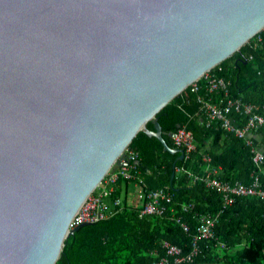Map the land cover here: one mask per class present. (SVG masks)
I'll return each instance as SVG.
<instances>
[{"label": "water", "instance_id": "water-1", "mask_svg": "<svg viewBox=\"0 0 264 264\" xmlns=\"http://www.w3.org/2000/svg\"><path fill=\"white\" fill-rule=\"evenodd\" d=\"M263 29L264 0H0V264H56L140 131L183 160L157 114Z\"/></svg>", "mask_w": 264, "mask_h": 264}, {"label": "trees", "instance_id": "trees-1", "mask_svg": "<svg viewBox=\"0 0 264 264\" xmlns=\"http://www.w3.org/2000/svg\"><path fill=\"white\" fill-rule=\"evenodd\" d=\"M258 35L262 41L256 48L253 47L255 36L213 71L232 81L233 97L262 104L264 29ZM200 82L203 85L204 81ZM157 118L169 146L174 148L171 132L186 126L193 133L198 148V152L193 153L190 159L180 160V153L165 150L158 138L144 131H140L130 144L140 153L139 167L147 184L151 188L170 187L177 213H181L180 203L184 202L195 203L197 212L201 213H216L221 207L222 198L217 191L202 181H194L184 172H177V168L198 171L202 164L199 152L212 156V164L220 167L221 178L250 182L254 170L250 147L243 139L216 124L207 127L205 116L200 112L197 94L191 92L190 87L168 103L157 114ZM234 118L239 124L243 122L238 115ZM147 127L154 130L153 122L149 121ZM261 148L264 149V136ZM122 182L125 186L131 183L122 180L118 183L122 185ZM117 188L113 196L122 200L119 211L105 220L79 225L65 240L56 264H154L168 257L165 242L180 247L182 255L192 252L197 233L196 220L192 214L183 215L191 226L189 233L171 219L140 217L141 202L138 199L129 201L126 194L121 197V188ZM216 234L225 247L215 241L201 239L198 242L200 251L193 262L176 263L174 257H169L170 264H264V205L260 200L253 197L237 198L222 214Z\"/></svg>", "mask_w": 264, "mask_h": 264}, {"label": "built area", "instance_id": "built-area-1", "mask_svg": "<svg viewBox=\"0 0 264 264\" xmlns=\"http://www.w3.org/2000/svg\"><path fill=\"white\" fill-rule=\"evenodd\" d=\"M261 41V36L256 35L253 47L256 48ZM200 81H204L203 85ZM231 85L230 79L218 76L213 70H210L189 87L191 92L197 94L200 112L205 116L207 127L216 124L226 132L243 139L246 145L250 147L254 164L250 182L244 183L240 180L230 181L221 178L220 167L212 164V156L208 153L199 152L202 164H200L198 171L177 168V172L186 173L194 181L204 182L221 195V207L216 213L197 212L196 204L193 202L180 203L181 213H177L174 193L170 187L151 188L139 167L141 158L139 151L129 146L120 157L123 164H115L107 173L72 219L70 229L81 224L105 220L117 213L122 200L113 195L117 183L124 180L134 184L137 189L136 198L142 204L139 212L140 217L157 216L171 219L188 233L191 231V226L183 215L190 213L192 218L196 220L197 233L194 236L192 252L188 255H182L180 247L165 242L168 257H164L154 264H170L169 257H174L176 263L193 262L195 255L200 251L198 242L201 239L209 242L215 241L220 246L225 247V243L218 240L216 234V227L220 223L225 209L234 204L237 198L242 197L256 198L264 205V149L252 136L254 133L262 132L264 136V103H251L241 97H233ZM235 115L241 117L243 120L241 124L236 121ZM170 138L174 148L184 151V158L190 159L193 153L198 152L195 137L186 126H180L171 132Z\"/></svg>", "mask_w": 264, "mask_h": 264}, {"label": "crops", "instance_id": "crops-1", "mask_svg": "<svg viewBox=\"0 0 264 264\" xmlns=\"http://www.w3.org/2000/svg\"><path fill=\"white\" fill-rule=\"evenodd\" d=\"M252 136H254V138L256 139V141L260 144V145H262V139H263V135H262V133H254ZM263 147V146H262ZM119 183H117V187H120L121 189H120V191H121V197H124V194H126L127 196H125V197H127L128 199H129V201H135V199H137V198H134L133 200H131L130 199V197H131V195L132 194H134L135 193V196H136V191H137V189H136V187L134 186V184H132V183H128L129 185L128 186H125V183L124 182H122V185L121 186H119L118 185ZM116 187V188H117ZM118 189V188H117ZM117 189H116V192H117Z\"/></svg>", "mask_w": 264, "mask_h": 264}, {"label": "rangeland", "instance_id": "rangeland-1", "mask_svg": "<svg viewBox=\"0 0 264 264\" xmlns=\"http://www.w3.org/2000/svg\"><path fill=\"white\" fill-rule=\"evenodd\" d=\"M233 55H234V54H233ZM179 174H180V173H179ZM122 181H124V180H122ZM118 185L121 186L120 184H118ZM134 198H136L135 193L131 195L130 199L133 200Z\"/></svg>", "mask_w": 264, "mask_h": 264}]
</instances>
